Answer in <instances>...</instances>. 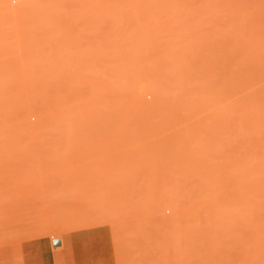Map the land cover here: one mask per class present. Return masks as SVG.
<instances>
[{"label":"rangeland","instance_id":"obj_1","mask_svg":"<svg viewBox=\"0 0 264 264\" xmlns=\"http://www.w3.org/2000/svg\"><path fill=\"white\" fill-rule=\"evenodd\" d=\"M0 264H264V0H0Z\"/></svg>","mask_w":264,"mask_h":264},{"label":"water","instance_id":"obj_2","mask_svg":"<svg viewBox=\"0 0 264 264\" xmlns=\"http://www.w3.org/2000/svg\"><path fill=\"white\" fill-rule=\"evenodd\" d=\"M54 246H55V247H59V246H61V241H60V240L55 241V242H54Z\"/></svg>","mask_w":264,"mask_h":264}]
</instances>
